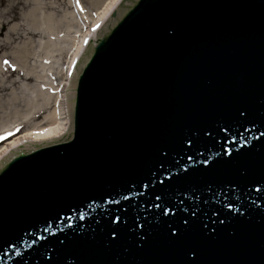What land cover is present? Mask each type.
Masks as SVG:
<instances>
[{"label":"water","instance_id":"95a60500","mask_svg":"<svg viewBox=\"0 0 264 264\" xmlns=\"http://www.w3.org/2000/svg\"><path fill=\"white\" fill-rule=\"evenodd\" d=\"M87 42L65 132L0 156V264H264V0H119Z\"/></svg>","mask_w":264,"mask_h":264},{"label":"rangeland","instance_id":"374dc122","mask_svg":"<svg viewBox=\"0 0 264 264\" xmlns=\"http://www.w3.org/2000/svg\"><path fill=\"white\" fill-rule=\"evenodd\" d=\"M81 1L91 17L102 3V0H95V3ZM71 11L67 0H0V136L8 133V126L14 124L21 123L23 129H28L33 123H40L39 126L45 123L43 116L54 107L56 94L60 91L55 88L61 87L65 77L69 43L82 31ZM62 38L67 39L66 42H60ZM9 70L13 71L11 77ZM29 86L37 88L36 96L43 93L50 95L51 99L48 103L37 97L34 107L21 101L15 108L20 113L16 122L13 120L14 110L7 112L10 107L6 104L4 107V101L8 102L11 89L25 91L32 98ZM25 111L28 113L23 116L21 113ZM4 123L9 125L1 127ZM6 143L4 140L0 147Z\"/></svg>","mask_w":264,"mask_h":264},{"label":"bare ground","instance_id":"6f19581e","mask_svg":"<svg viewBox=\"0 0 264 264\" xmlns=\"http://www.w3.org/2000/svg\"><path fill=\"white\" fill-rule=\"evenodd\" d=\"M118 1L119 0H102V3L99 5V7L96 8V11L94 12L93 17H91L87 9L83 6L81 0H67L68 5L72 9L71 11L72 17L80 25V27H82V31L80 30L81 33L76 34L75 37L73 36L72 39L70 37L71 42L69 43L70 48L68 47L69 50L67 52V55L69 54V56H68L67 68L65 71V77L63 78L61 87L55 88V91H59V90L60 91L59 93L56 94L54 107L49 109L48 112L44 114L42 120L45 123L40 126H39L40 123L39 124L33 123L28 129H23L22 128L23 125H21V123L8 126L7 130L9 132L6 134L9 136V140H8V143H6L3 147H0V156H2L4 153H6L8 150H10L13 147L65 132L66 121L69 118V115H68L67 109L63 108V95H64L63 91L66 90V87L70 80L77 56L83 53V46L87 42L88 38L92 34L97 24L107 22L110 20ZM92 3H95V0H92ZM63 40L66 42L67 39L62 38V41L60 42L64 43ZM28 72L32 73L31 70H29ZM8 73H9V76L11 77L13 71L9 70ZM28 79L30 80L31 78L28 77ZM4 89L5 88L3 87L2 90ZM28 89L32 93V96H33L32 98L29 97L27 93H25V91L22 92L21 90H18L17 92L15 89H11L7 95L8 102L4 101V107L6 105L10 107L9 109H6L7 112H12L14 110L15 114L13 115V120H15L16 122L20 119V118H17L20 113H18V111L15 109L16 107L19 106L18 103L23 101L24 105L25 104H27L28 106L33 105L34 107V104L38 97L36 96V94L38 93L37 88L34 87L33 89H31V87L29 86ZM13 90H15V92ZM39 97L43 101H47L48 103L51 99L50 95L47 96V95H44L43 93L39 94ZM40 112L42 113L43 111L41 110ZM27 113L28 112L25 111L21 114L23 116H26ZM7 125L9 124L4 123L2 124L1 127H5ZM22 130L23 132L20 133ZM5 131H2L1 133H4ZM18 133H20V135H18L17 137H14ZM5 138H6V135L2 136L0 138V142L2 140H5Z\"/></svg>","mask_w":264,"mask_h":264},{"label":"snow or ice","instance_id":"6c2138e0","mask_svg":"<svg viewBox=\"0 0 264 264\" xmlns=\"http://www.w3.org/2000/svg\"><path fill=\"white\" fill-rule=\"evenodd\" d=\"M4 63H5V64H7V63H8V61H4Z\"/></svg>","mask_w":264,"mask_h":264}]
</instances>
